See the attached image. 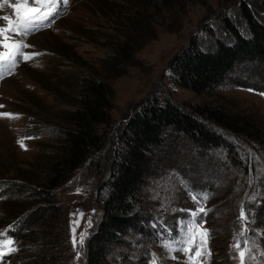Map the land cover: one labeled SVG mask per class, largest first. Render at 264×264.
I'll return each mask as SVG.
<instances>
[{
    "label": "rangeland",
    "instance_id": "1",
    "mask_svg": "<svg viewBox=\"0 0 264 264\" xmlns=\"http://www.w3.org/2000/svg\"><path fill=\"white\" fill-rule=\"evenodd\" d=\"M12 2L7 0L0 8V26L6 24L5 15L15 19L9 7ZM238 2L69 0L66 6L61 4L50 26L26 37L10 33L30 46L23 51L32 58L19 59L0 78V113L12 114L11 118L0 116V232L7 230L10 237L28 215L32 221L38 218V209L44 205L35 192L60 142L66 114L77 104L79 82L88 72L102 77L122 72L107 82L113 124L123 122L135 103L156 94L178 103L222 107L254 119L264 130L263 72L237 67L221 84L198 96L172 84L168 77L170 59L190 38L202 39L206 44L201 49L207 52L214 50L215 39L230 43L218 29L219 18L236 19ZM120 46L130 52L111 61L113 50ZM230 141L243 162L242 169L234 168L221 149L202 151L180 134L166 132L163 144L153 151L150 173L141 189V219L125 230L101 264H151L153 254L158 264H191L189 256L197 248L201 250L197 264H239L231 245L241 227L242 204L250 219L246 235L256 241L250 253L255 259H246V264H264V153L255 143ZM104 194L103 177L84 162L56 189L53 211L45 214L46 225L35 224L28 238L14 244L17 251L0 258V264H21L26 252L39 250L40 240L53 236L60 264H85L80 233L86 231L85 242L95 230ZM201 207L205 211L196 219L201 231L207 230L206 247L197 235L190 253L180 251L183 228L191 221V212ZM89 219L91 227H87ZM76 220L78 225L73 224ZM73 226L79 258L71 242ZM165 241L176 242V250L167 251L162 246Z\"/></svg>",
    "mask_w": 264,
    "mask_h": 264
},
{
    "label": "trees",
    "instance_id": "2",
    "mask_svg": "<svg viewBox=\"0 0 264 264\" xmlns=\"http://www.w3.org/2000/svg\"><path fill=\"white\" fill-rule=\"evenodd\" d=\"M237 14L236 19L225 15L219 18L218 29L229 44L215 39L214 50L207 52L201 49L206 43L192 37L173 55L168 63L172 84L198 96L221 84L237 67L264 73V2L239 0ZM207 32L214 33L209 29ZM127 51V46L115 48L109 59L117 61ZM88 73L79 82L77 104L66 114L60 142L46 163L41 188L35 192L44 206L38 209V218L32 221L33 216L28 215L9 233L15 243L28 238L35 224L46 225L45 214L53 211L56 189L87 162L90 171L103 177L105 194L95 230L84 242L83 256L85 264H101L125 230L141 219V189L150 173L153 151L163 144L168 131L180 134L202 151L223 150L238 169L243 168V162L230 139L255 143L264 153V130L254 119L222 107L178 103L156 94L135 103L123 122L113 124L107 82L122 72L110 77ZM22 231L27 233L22 235ZM55 238L45 242L42 238L40 249L26 252L21 264H60L62 257L54 245Z\"/></svg>",
    "mask_w": 264,
    "mask_h": 264
},
{
    "label": "snow or ice",
    "instance_id": "3",
    "mask_svg": "<svg viewBox=\"0 0 264 264\" xmlns=\"http://www.w3.org/2000/svg\"><path fill=\"white\" fill-rule=\"evenodd\" d=\"M7 0H0V8L4 7V3ZM69 0H13L9 4L14 10L15 19H12L9 15L2 17L3 21L6 22L4 26H0V78L4 72H10L14 69L19 61V59L29 60L32 58L31 55L25 53L23 50L30 47L23 39H14L10 33L15 34L19 37H26L31 32L38 30L43 26H50L54 22V18L58 17L60 14V6H66ZM33 55H38L33 54ZM3 107V106H0ZM0 116L12 117L11 113H0ZM18 144L24 147L23 141L18 140ZM207 199L205 195L203 197ZM192 199L197 201L198 198L193 196ZM204 208H198L191 212L192 219L183 228V238L179 241L181 245L180 251L185 253H190L192 251L193 245L195 244L196 237L199 235L202 240V247H206V237L208 235L207 230L201 231L200 226L197 222V216L199 213L204 212ZM81 216L83 213L80 214ZM238 222L241 224L240 230L234 237L235 243L231 247L236 251L239 258V264H246V259H255V257L250 256L252 249L256 246V241L247 237L248 224L250 223L249 215L245 206L242 204L238 214ZM74 225L79 224V220L73 222ZM87 227H91V220L89 219ZM72 245L74 251L77 248L76 239V228L72 227ZM86 231L80 233L79 244L82 247L84 243V238ZM0 258L8 255L12 252L17 251L14 244L15 241L7 236V230L0 232ZM243 238V240L241 239ZM176 242H163L162 246L169 252L175 251L176 248L174 244ZM243 243V247H241ZM81 253L76 251V256L79 258ZM264 255V253H261ZM201 256V250L197 248L194 255L189 256L191 264H197L198 258ZM151 264H158V257L153 254Z\"/></svg>",
    "mask_w": 264,
    "mask_h": 264
}]
</instances>
